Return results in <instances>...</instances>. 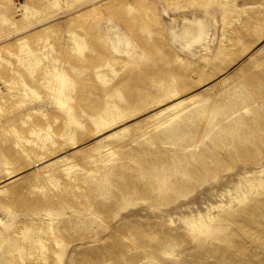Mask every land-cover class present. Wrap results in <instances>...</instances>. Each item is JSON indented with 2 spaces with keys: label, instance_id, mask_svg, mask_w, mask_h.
I'll return each instance as SVG.
<instances>
[{
  "label": "rangeland",
  "instance_id": "374dc122",
  "mask_svg": "<svg viewBox=\"0 0 264 264\" xmlns=\"http://www.w3.org/2000/svg\"><path fill=\"white\" fill-rule=\"evenodd\" d=\"M0 264H264V0H0Z\"/></svg>",
  "mask_w": 264,
  "mask_h": 264
},
{
  "label": "bare ground",
  "instance_id": "6f19581e",
  "mask_svg": "<svg viewBox=\"0 0 264 264\" xmlns=\"http://www.w3.org/2000/svg\"><path fill=\"white\" fill-rule=\"evenodd\" d=\"M200 9H202V8H200ZM207 9H208V8H207V5L204 6L203 13H201L200 17H202V16L204 17V16H205V13H206V16H210V13H209V11H208ZM180 12H181V11H180ZM194 12L197 13V11H194ZM198 12H199V11H198ZM196 13H195V14H196ZM195 14H194V15H195ZM199 14H200V13H199ZM195 16H196V15H195ZM196 17L199 18L198 15H197ZM201 29H202V31H204L203 29H205V27H201ZM202 31H201V32H202ZM115 47H116V51H117L118 46H117V45H114V48H115ZM170 107L173 108V107H175V106H174V105H171V106H169V108H170ZM110 126H111V125H107V126L105 127V129L109 128ZM117 127H118V126H117ZM112 128H113V127H112ZM98 137H99V136H98ZM16 142L19 143V142H20L19 139H17ZM23 151H25V150H23ZM27 155H28V153H27ZM40 160H41V159H40Z\"/></svg>",
  "mask_w": 264,
  "mask_h": 264
}]
</instances>
